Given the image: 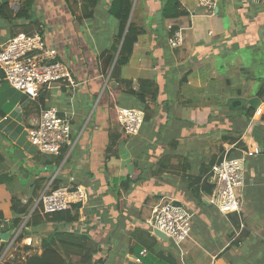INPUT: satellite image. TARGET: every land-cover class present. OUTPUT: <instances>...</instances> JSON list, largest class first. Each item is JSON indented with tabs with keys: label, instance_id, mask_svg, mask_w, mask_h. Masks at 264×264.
<instances>
[{
	"label": "crops",
	"instance_id": "0c3cea01",
	"mask_svg": "<svg viewBox=\"0 0 264 264\" xmlns=\"http://www.w3.org/2000/svg\"><path fill=\"white\" fill-rule=\"evenodd\" d=\"M163 1L133 0L131 20L143 33L129 62L119 65L114 0H99L89 18L82 0H36L35 15L48 46L80 82L75 89L56 84L42 91L44 106L75 114L74 141L59 165L55 155L40 153L27 130L38 122L43 105L0 74V226L1 234L12 232L2 264H26L29 256L42 254L43 238L55 229L88 234L100 244L95 258L103 264H177L174 252L164 246L169 239L157 237L146 225L157 203L168 199L184 204L194 216L191 237L169 247L185 264H264V98L259 96L264 6L218 0L211 15L197 0H179L187 14L164 19ZM22 24L27 22L0 18V48L24 32ZM172 29L184 34L176 48L168 43ZM140 80L156 82L157 102L147 100L151 116L140 133L107 157L109 130L117 126L110 117V98H116V111L138 108L123 81H132L138 90ZM229 149L235 157L256 152L246 160L241 214H223L201 190L202 179ZM58 174L65 178L63 186L77 177L91 190L79 221L31 226L19 241L30 214L17 226L12 198L26 203L41 185L36 203ZM126 177L134 182L130 193L122 188ZM41 178L47 181L42 184ZM153 196L160 198L150 205ZM55 246L65 247L58 239ZM66 252L68 264H74L75 253Z\"/></svg>",
	"mask_w": 264,
	"mask_h": 264
},
{
	"label": "built area",
	"instance_id": "2783aa9c",
	"mask_svg": "<svg viewBox=\"0 0 264 264\" xmlns=\"http://www.w3.org/2000/svg\"><path fill=\"white\" fill-rule=\"evenodd\" d=\"M19 4L21 0H7ZM262 4L264 0H238ZM205 11L214 15L218 0H197ZM45 29L40 25L33 33L20 32L0 48V69L3 78L14 89L22 92L32 100H38L42 91L54 85H62L75 89L80 82L72 74L70 67L57 60L45 38ZM182 30L172 32L168 39L171 47L182 45ZM74 113H61L56 106L41 107L37 123L28 128V139L37 150L46 155L58 156L69 145L72 139V123ZM145 112L138 108L120 107L117 109V122L129 137L137 136L144 124ZM230 149L223 158L215 162L207 176L208 182L214 186L210 203L223 214L242 212L243 188L245 186V165L248 157L255 151H243L241 156H230ZM75 178L57 190L50 191V185L36 202L41 213L52 215L70 209L73 204L85 206L91 196V190L82 184H75ZM193 213L182 203L172 200L161 202L156 206L146 225L151 231L162 232L175 245L180 246L191 237ZM0 233L2 228L0 226ZM144 249L141 255L145 256ZM139 261V260H137Z\"/></svg>",
	"mask_w": 264,
	"mask_h": 264
},
{
	"label": "trees",
	"instance_id": "16d2710c",
	"mask_svg": "<svg viewBox=\"0 0 264 264\" xmlns=\"http://www.w3.org/2000/svg\"><path fill=\"white\" fill-rule=\"evenodd\" d=\"M84 3V16L85 17H93L94 10L99 2V0H82ZM35 2L36 0H21L19 4H17V8L14 9L9 2H5L0 5V18L5 20L6 22L13 21H22L27 22V24H22L21 27L24 29L23 31L26 33H33L35 30L34 26L36 25L39 28L40 24L37 22V18L35 15ZM133 9V0H114L112 13L114 17L118 20V38L117 44L119 45L123 40L125 31L127 33L125 35L123 45L121 51L119 53L117 64L125 65L129 62V59L132 55L135 44L137 43L138 37L143 33V28L136 25L134 21L131 20V13ZM161 14L164 19H176L182 17L187 14L185 10L182 9L181 3L179 0H167L165 3L163 1ZM175 29H172V32H175ZM20 33V32H19ZM17 34H14L16 36ZM13 36V37H14ZM12 37V38H13ZM117 49V47L115 48ZM0 74L3 75L2 70L0 69ZM125 84L127 92L130 94L129 96L138 101V109H141L145 112V121L148 120L151 116L152 107L150 102H157L159 95V88L154 81H139V88L135 90L134 83L132 81H123ZM118 93V92H117ZM259 96L264 98V86L261 88L259 92ZM210 99V98H208ZM149 100L150 102H147ZM40 103L44 106V100L42 97V93L39 97ZM120 103V102H119ZM116 98H110V117L117 121V111H116ZM47 107V106H44ZM248 114V117L252 115L251 110L245 111ZM144 121V122H145ZM129 139L119 123L117 122V126L114 129L109 130V143L106 149V156L115 153V149L118 147L120 143H123ZM74 138L71 140L68 146H66L62 153L56 156V163L61 164L70 147ZM241 145V144H240ZM243 146V145H241ZM230 156L235 157L231 154ZM39 181L45 183L46 178H41ZM65 181L63 174H58L54 179H52L50 184V191L57 190L62 187V182ZM203 183L201 184L202 192L211 196L213 193L214 186L208 182L207 177L202 179ZM4 182V177L0 179V183ZM200 182V180H199ZM131 178L126 177L122 181V188L125 193H130L132 190L131 184H133ZM38 184V183H37ZM78 184V182H75ZM41 189V185H36V189L34 192V197L39 195V191ZM121 193L117 192V196L120 197ZM34 197H31L26 203H23L19 198L13 197L11 200L12 210L19 216L15 220V224L18 226L22 217L28 216L31 212L35 204ZM203 203V200H201ZM82 205L73 204L70 209L56 212L52 215H44L41 213L40 206L36 207L34 211L31 213L29 220L23 227V233L19 237V241H21L26 234H28L27 228L31 226H40L42 223H66L73 224L78 222L80 219V209ZM60 229H55L48 237H44L42 241L43 252L42 254H35L29 256L26 264H68V259L63 255V253H67L66 251H72L75 253V256L72 258V262L74 264H103L102 259H96V255L100 252V244L86 234L82 232H67V231H59ZM64 245L63 250H59L56 244V239ZM8 242H1L0 244V258L4 253ZM75 248L76 250H72L71 248ZM66 250V251H64ZM76 258V260H74ZM2 264V263H0ZM13 264V263H7Z\"/></svg>",
	"mask_w": 264,
	"mask_h": 264
},
{
	"label": "rangeland",
	"instance_id": "374dc122",
	"mask_svg": "<svg viewBox=\"0 0 264 264\" xmlns=\"http://www.w3.org/2000/svg\"><path fill=\"white\" fill-rule=\"evenodd\" d=\"M22 93V92H21ZM124 104H127V103H124ZM128 106V105H127ZM117 125V124H116ZM66 157V156H65ZM75 180H77L78 181V178L76 177L75 178ZM85 186V185H84ZM158 198H160L159 196H153V197H148V199H149V201H151L149 204L150 205H155L156 203H155V201H158ZM168 201H170L169 199L168 200H166V202L165 203H168ZM163 203V202H162ZM159 204H160V202H159ZM158 203H157V205L156 206H158L159 205ZM155 206V207H156ZM154 207V208H155ZM167 243H164V246L166 247V248H168L169 250L168 251H171V252H174V260L177 262V264H185V260H184V258H182L181 259V257H180V255H178L177 253H176V251L175 250H170V248L169 247H171V246H174L175 247V245H174V243H172V241L171 240H167L166 241ZM146 245L147 246H151V244L150 243H146Z\"/></svg>",
	"mask_w": 264,
	"mask_h": 264
},
{
	"label": "water",
	"instance_id": "95a60500",
	"mask_svg": "<svg viewBox=\"0 0 264 264\" xmlns=\"http://www.w3.org/2000/svg\"><path fill=\"white\" fill-rule=\"evenodd\" d=\"M126 33H127V30L125 31V34H124L123 40H122V42H121V47H122V45H123V41H124V38H125ZM30 213H31V212H30ZM11 235H12V232H8V233L0 234V240H2V241H4V242H7V241H9ZM155 235H156L157 237H159V238H167V237H166L162 232H160V231H155ZM11 243H12V242H10V244H11ZM10 244H9V245H10Z\"/></svg>",
	"mask_w": 264,
	"mask_h": 264
},
{
	"label": "clouds",
	"instance_id": "9594fccd",
	"mask_svg": "<svg viewBox=\"0 0 264 264\" xmlns=\"http://www.w3.org/2000/svg\"><path fill=\"white\" fill-rule=\"evenodd\" d=\"M35 205H36V203L34 204L32 210H31V213L34 211V209H35ZM31 213H29L30 216H31ZM30 216H29V217H30ZM0 234H1V233H0ZM167 239H168V238H167ZM10 240H11V238L9 239V241H7L8 244H9ZM12 241H13V240H12ZM10 245H11V244H10ZM6 249H7V248H6ZM6 249H5L4 253L2 254V257L0 258V263H2V260H3L4 256H5L6 251H7Z\"/></svg>",
	"mask_w": 264,
	"mask_h": 264
}]
</instances>
